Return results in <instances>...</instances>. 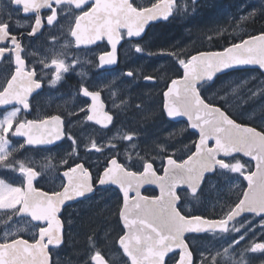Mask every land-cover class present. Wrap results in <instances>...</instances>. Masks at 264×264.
Wrapping results in <instances>:
<instances>
[{
	"label": "flooded vegetation",
	"instance_id": "obj_1",
	"mask_svg": "<svg viewBox=\"0 0 264 264\" xmlns=\"http://www.w3.org/2000/svg\"><path fill=\"white\" fill-rule=\"evenodd\" d=\"M163 1L130 0V4L136 11H144ZM201 1L205 0H188L193 7H198ZM99 3L100 0H0V98L12 82L14 102L11 107L0 108V142H7V146L11 151L14 149L16 154L10 159L0 160V181L11 187L15 185L16 189L22 187L24 198L27 172L34 174V189L46 194L61 192L67 184L66 178H72L73 174L77 175L76 178L80 175L90 178L94 193L62 210L63 245L66 241L64 216L71 208L100 193L112 191L118 194L115 215L118 214L120 219L123 205L120 192L110 186L97 188L102 173L111 162L116 161L126 171L136 174L142 173L145 166L150 164L157 177L162 178L167 159L171 158L170 163L173 164H183L196 151L198 140L188 123L169 119L164 110V95L170 83L183 78L185 64L197 53L194 46L193 50H184L186 59L183 64L177 65L162 57L166 41L178 40L177 25H184L190 19L184 11V1L173 0L168 19L153 22L140 40L129 38L128 32L119 28L118 45L115 41L102 38L95 39V43L89 42L91 46L83 47L76 40L77 36L84 35L81 31L76 33L78 22ZM258 15L242 22L253 25ZM253 28L250 32L252 35L247 37L257 35L253 34ZM85 29L87 32L88 27L85 26L82 31ZM178 45L179 42H174L176 50ZM157 48L158 52L153 56ZM244 72L233 71L216 76L212 81L200 84L197 91L205 104L220 107L236 123L252 126L264 134V126L259 121L249 122L228 113L223 100L219 103L211 98L218 85H224L229 78ZM142 85L144 88H141ZM148 89L156 100L154 107L150 101H146L145 94L140 100L132 101L137 92L143 93ZM91 97L97 104L95 115L90 112L93 103ZM150 108H156V116L150 118L154 120V126L164 123V132L184 130V139L190 141L188 152L174 153L180 148L181 134L177 132L176 141H171L166 150H162L165 153L160 164L152 159L141 160L143 169L131 171L126 167L132 165L133 159L130 157L135 155L137 149L124 148L131 142L127 132L131 133L134 128L138 130L140 126L134 120L143 119L140 114L144 111L149 114ZM9 116L5 129V118ZM90 116H94V119L91 120ZM53 118L61 127L60 136L54 144L44 145L45 141L52 142L51 139H31V135L47 136L52 128H46V124ZM54 131L59 129L55 128ZM30 142L41 143L30 145ZM212 147V144L207 146L209 149ZM126 151L131 153L130 157L122 156ZM114 152L121 153L115 155ZM41 161L52 165L48 169L50 177L42 172L44 167ZM217 162L212 173L204 177L194 192L183 188L175 193L179 215L199 221L195 231L184 238L192 256L191 264H237L235 257L238 259L240 255L243 260L246 255L253 254L260 255L264 260V212L241 209L234 214L235 209L243 203L248 189L247 179L254 173L255 164L240 155L218 157ZM95 169L98 171L95 172ZM228 182L236 185L230 195L226 188ZM141 195L155 198L159 194L152 188H146ZM129 198L132 199L133 195ZM20 206L12 210L15 212L10 216V224L3 226L0 221V245L18 238L29 243L38 240V235L29 238L22 234L5 238V231L14 227L15 223L22 221L32 225L38 229V234L46 228V225L20 217ZM210 223L214 224L213 229H208ZM120 230L123 232L119 238L124 233L121 224ZM179 258L180 253L175 252L166 258L164 264H177Z\"/></svg>",
	"mask_w": 264,
	"mask_h": 264
},
{
	"label": "water",
	"instance_id": "obj_2",
	"mask_svg": "<svg viewBox=\"0 0 264 264\" xmlns=\"http://www.w3.org/2000/svg\"><path fill=\"white\" fill-rule=\"evenodd\" d=\"M113 1L104 3L100 0L99 5L96 4L79 20L76 33L84 32L82 36L75 35L79 45L91 46L89 42L95 43V39L102 38L115 41L118 45L119 28L126 30L129 38L140 40L153 22L168 19L173 4V0H165L150 9L136 11L130 0ZM85 26L88 27L87 32L86 29L82 31ZM246 70H258L264 75V33L245 38L222 51L193 54L183 68V78L171 82L164 95L167 117L174 121H185L198 136L193 155L180 165L170 163L171 158L167 159L162 178L157 177L150 164L145 166L142 173L136 174L126 171L116 161L111 162L102 173L97 188L113 187L123 198L120 223L124 233L118 240V246L130 264H164L166 258L175 252L180 253L177 264L192 263L184 238L195 231L199 221L179 215L175 193L183 188L194 192L204 177L212 173L218 157L240 155L254 162L255 171L247 179L248 189L243 203L235 209L234 214L241 209L264 212V134L252 126L236 123L220 107L205 104L197 91L200 84L212 81L216 76ZM11 90L12 82L0 98V108L14 104ZM92 100L90 112L95 115L97 104L94 98ZM90 119L93 120L94 116H90ZM27 128L30 129V126ZM46 128H52L47 136L31 135V139H51L52 142L45 141L44 145L54 144L61 131L56 118L47 121ZM55 128L59 131H54ZM209 144L213 145L210 149L207 148ZM76 176L73 174L72 178H66L67 184L61 192L46 194L34 189V174L26 173L25 194L19 216L46 225V228L39 231L35 243L18 238L0 245V264H52L48 251L61 247L64 240V227L60 219L62 210L94 193L88 176ZM146 188L156 190L158 197H143L141 192ZM130 195H133L132 199ZM209 225L211 227L208 229H213L214 224ZM93 261L94 264H107L98 255L94 256Z\"/></svg>",
	"mask_w": 264,
	"mask_h": 264
},
{
	"label": "rangeland",
	"instance_id": "obj_3",
	"mask_svg": "<svg viewBox=\"0 0 264 264\" xmlns=\"http://www.w3.org/2000/svg\"><path fill=\"white\" fill-rule=\"evenodd\" d=\"M183 1L185 10H182L190 19L184 25H177L178 40L166 41L165 52H162V57H166L169 62L176 65L183 64V60L186 59L183 56V51L193 50V46L194 49L196 46H207L209 50L206 51H216L213 49L218 46L220 48L217 51H222L232 45H226V43L231 42L234 38L240 35V37L245 35L244 38L252 35L251 27L242 21L264 12V0H205L201 1L198 7H193L188 0ZM240 37V41L244 40ZM174 42H179L177 50L174 47ZM166 49L168 50L166 51ZM156 52H158V48L153 56H156ZM148 54L152 55L151 52ZM144 85L141 88H144ZM142 94L147 95V102L150 101L152 104L156 102L149 89L143 93L139 91L136 95L134 94L135 98L132 101L140 100ZM211 98L213 102L221 103L223 100L228 113L235 114L249 122L259 121L264 126V75L260 71L246 70L243 74L240 73L236 77L229 78L226 84L218 85L217 90L211 94ZM150 111L149 114L145 111L140 114L143 119L134 120L141 128L132 129L131 133L127 132V137L131 138V142L126 144L125 148L137 149L134 156H131V153L127 151L122 153L123 157L126 155L133 159L132 165L126 167L128 170H142L141 160L146 159H152L160 164L165 153L162 150H166V146L171 144V141H176L175 133L177 132L181 134L180 148L174 153L188 152L190 141L187 142L184 139L186 138L182 135L184 130L164 132L162 129L165 126L164 123L154 126V120L150 119L156 116V110L150 108ZM5 120L6 129L10 116ZM137 132L139 135L136 134ZM14 152V149L11 151L7 146V142H0V160L10 159L12 155H16ZM119 153L121 152L113 154ZM41 162L44 167L42 172L50 177L48 169L52 165L47 161ZM97 171L98 169H95V172ZM235 187L236 185L233 183L226 184L229 195L233 193L232 190ZM22 199V187L16 189L15 185L11 187L0 181V221L3 226L11 223L10 216L15 212L12 210H17ZM117 205L118 194L109 191L100 193L95 198L71 208L70 215L67 213L64 218L62 217L66 223L65 244L60 248L52 249V251H56H49L52 264H94L93 258L96 255L101 256L107 264H130L118 246V239L123 231L120 230L121 223L118 214L115 215ZM18 234L35 238L38 235V229L21 221L15 223L14 227L8 228L4 237L8 238ZM245 252L248 251H243V253ZM259 256L246 255L242 260V256L239 255L238 259L234 258V261H238L237 264H264V260ZM227 260L230 262L229 257Z\"/></svg>",
	"mask_w": 264,
	"mask_h": 264
},
{
	"label": "trees",
	"instance_id": "obj_4",
	"mask_svg": "<svg viewBox=\"0 0 264 264\" xmlns=\"http://www.w3.org/2000/svg\"><path fill=\"white\" fill-rule=\"evenodd\" d=\"M255 19H256V23H254L253 25H251V24L249 25L250 27H254L253 28V34L264 33V12H261ZM240 36L234 38V40H232L231 42H227L226 45H230V44H234V43L239 42ZM244 37H245V35L240 37V39H242ZM215 49H219V47L215 46L213 50H215ZM195 50L198 52V51L209 50V49L207 46H196Z\"/></svg>",
	"mask_w": 264,
	"mask_h": 264
},
{
	"label": "bare ground",
	"instance_id": "obj_5",
	"mask_svg": "<svg viewBox=\"0 0 264 264\" xmlns=\"http://www.w3.org/2000/svg\"><path fill=\"white\" fill-rule=\"evenodd\" d=\"M248 20H249V19H248ZM250 20H251V19H250ZM252 20H253V19H252ZM135 89H136V88H135ZM139 89H140V88H139ZM135 91H136V90H135ZM138 91H139V90H138ZM148 92H149V91H148ZM133 93H134V92H133ZM134 94H136V93H134ZM131 99H133V98H131ZM131 99H130V100H131ZM153 99H154V98H153ZM130 100H129V101H130ZM129 101H128V102H129ZM140 105H141V104H140ZM155 106H156V105H155ZM139 107H140V106H139ZM155 110H156V108H155ZM155 112H156V111H155ZM137 127H138V126H137ZM139 128H141V127H139ZM150 128H151V127H150ZM134 130H135V128H134ZM136 130H137V129H136ZM133 133H134V132H133ZM136 134H138V132H137ZM138 135H139V134H138ZM124 148H125V147H124Z\"/></svg>",
	"mask_w": 264,
	"mask_h": 264
}]
</instances>
